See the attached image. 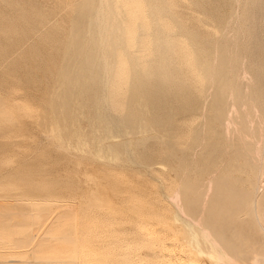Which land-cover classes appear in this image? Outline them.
Segmentation results:
<instances>
[{
    "label": "rangeland",
    "instance_id": "374dc122",
    "mask_svg": "<svg viewBox=\"0 0 264 264\" xmlns=\"http://www.w3.org/2000/svg\"><path fill=\"white\" fill-rule=\"evenodd\" d=\"M86 1L0 0V264H211L209 242L197 238L205 227L181 206L191 199L229 250L250 255L252 264H264V230L255 222L259 212L264 223V145L244 140L250 137L245 127L233 125L238 108L232 106L228 126L234 130L230 135L235 133L233 145L213 154L214 96H202L205 69L221 34L207 25L238 6L236 0H201L206 6L202 17L208 20L195 25L198 0H113L125 5L124 14L127 8L131 29L135 12L142 22L133 23L139 29L133 27L134 33L127 29L126 40L134 45L126 46V57L119 49L128 60L121 57L123 63L118 55L112 61V80L103 98L94 96L97 84L83 95L71 92L76 81H84L88 65L80 16ZM134 3L146 9H139L145 18L150 15L148 25ZM160 26L170 48L154 43ZM184 30L200 33L195 41L205 55L199 69L191 61ZM209 40L212 47H206ZM149 63L163 65L174 80L194 76L189 85L197 100L173 95L130 100L127 80L133 65L145 71ZM116 65L122 67L117 78ZM63 72L71 84L62 82ZM241 99L226 97L231 104ZM203 121L206 142L195 151L196 156L203 153L201 160L182 164V147L191 142L195 124ZM180 164L188 186L179 176ZM244 190L258 197V207L241 199ZM41 225L57 237L41 242Z\"/></svg>",
    "mask_w": 264,
    "mask_h": 264
},
{
    "label": "bare ground",
    "instance_id": "6f19581e",
    "mask_svg": "<svg viewBox=\"0 0 264 264\" xmlns=\"http://www.w3.org/2000/svg\"><path fill=\"white\" fill-rule=\"evenodd\" d=\"M200 1L201 0H198L195 2L197 4ZM235 2H237L238 6H234L233 4L231 9L228 10V14L225 13L224 17L221 18V14L219 13L220 17L218 16L215 17V22L213 24L208 23L209 26L207 25V28L212 26L215 30L221 31V34L216 39V42L213 41V43L215 42L213 44L214 46L213 48H215V51L213 54H211V58L209 59V66H207L205 69L207 71L205 75V82H204L206 88L202 95L206 97L214 96L211 118L215 122L214 125L216 128L217 136L216 138H214V142H212V145L214 146V150L212 152L213 154L216 153L223 145L224 146L233 145V142H234L233 134L235 133L233 132L230 135L229 132H232L234 130L229 128L231 124L230 125L228 124V122L231 120V116L233 115L232 106H237L238 108V109H235L237 110V113L235 112L236 117H237L236 120H233L232 118L233 125L234 126L239 125V126H242L243 128L245 127L247 129V134L250 137L244 140L251 146H256L257 143H261V142L263 143L262 145H264V139L262 140L263 138L262 136H264V19L259 20V17H261V12L264 11V0H248L246 10H245L246 15L244 12L241 13L243 11L244 0H236ZM165 3L167 4L168 2L165 1ZM134 4H135L134 7L138 5V3L137 5L136 3ZM143 4L144 3H142V6ZM139 5L138 7H140ZM124 7L125 5L121 6L118 4L117 5L114 4L113 0H87L84 4L80 6V16L84 22L83 25L85 29L84 31L85 33L83 34H85V37L87 38V42L83 46V51L85 49V51L88 52L87 62H86V64L88 65L84 71L85 72L83 75L85 78L84 81H81V82L79 81L80 85L78 86H77V83L79 84V82L76 81L75 87L71 89V92L74 90L75 92L77 91L78 94L83 95V93H86L87 91H89L90 88H91L90 92H92L93 90L92 86L94 84H97L98 87H100V89L99 88L95 89L94 96H102V98L103 96L104 97L107 96L105 92L108 90V85L110 81L112 80L111 79V74L113 73V69L111 68L112 61L116 59L118 55H120L119 54L120 52L122 55H123V52H125L124 55L126 57V54L128 53V49H126V46L129 43H131V42H128V40L130 39L126 40V38H129L127 36L128 35L127 29H130L132 31L133 27L136 26L135 27L136 31L139 30L137 29L138 28L137 23L140 20V18L136 17V15L139 14V12L137 14H135L136 13L135 12L134 13L135 15L132 14V16H134L133 18L136 19L134 20L136 23L133 20L132 21L134 24H137V25H133V23L131 22L130 23L132 25V29H131L128 26L129 24L126 22L128 11L126 8L125 14L127 15L125 16ZM203 7H206V6H202L199 3L196 6L194 10V14H193L195 19L193 20L192 25L208 20L206 17H202L204 13L206 14V9ZM224 8H226V5H224ZM139 9L144 10L145 8L140 7L138 8V10ZM133 10L136 11L134 8ZM143 10H139L141 11L140 16L145 15L144 11L146 9L144 11ZM141 13H143L144 15H142ZM156 14H157V11H156ZM149 16H147V18H145L144 16L143 17L144 21L145 19H148ZM130 18L131 17H128V20H131ZM148 20L150 21V19ZM149 23H152V22H149ZM76 27L78 28L79 25L77 24ZM159 29L160 31H158L157 34H154L153 36L154 43H162L163 46H168L170 48L172 46V43L160 36L164 31V27L160 26ZM132 32L134 33V31ZM129 34H131V32ZM199 34L200 33L188 32L186 30H184L182 34V36H184L185 38H188V41H190L189 43L193 51V53L191 54V61L195 60L197 62L198 69H199V65L201 64L202 58L205 55V52L202 50V47L198 46L195 41V38H199ZM144 41L142 42L144 43ZM210 42H211L210 40L208 42H205L206 47H208L209 45L210 47H212V44H210ZM131 44H129L130 46L128 45L129 49H131L130 47L134 45V43L132 45ZM78 45L79 43L77 40L74 46L76 47ZM105 48L107 49V54L103 55L104 53L103 50H105ZM119 49H122L123 52L120 51ZM123 56L120 55L119 61L121 62L123 61V58H124ZM121 57H123L122 60H121ZM124 59H127V58H124ZM119 61L117 60V62ZM121 62L119 63L121 64ZM123 63H126V62L123 61ZM148 65L149 66H147L148 68L145 71H142V69H140L138 65L137 66L135 64L133 65L131 75L128 77V80H127L130 83H129V89H128L126 96H130L129 98L130 100L132 99V96H165L166 97V96L173 95V96H195L196 97V95H194L195 93L193 92L194 91L193 87L189 85V80H194L195 79L194 76L189 75L187 77V75L183 74V75H179L177 80H174V78L170 77L167 74L166 68L163 65L154 66L150 63ZM97 66H99L98 67L99 76H98V81L96 83L95 68ZM124 68H126V66ZM129 68L131 69V67ZM120 69L122 70V67ZM120 69L117 66L118 71L116 70V72L114 73L116 75V78L118 75L117 73L121 71ZM66 74L63 72L61 78H62V82L68 85V84H71V82H70L69 76ZM247 76H250L251 79ZM246 77L250 79V81L252 80L253 83H251L252 81L246 82L247 81ZM119 78L121 77L119 76ZM115 80L116 79H114L113 81ZM174 83L176 84L174 85ZM247 84H251L250 86L252 90L250 92L246 91V87L248 86ZM232 95L242 96V99L240 100V102L231 104V102L226 100V97L227 96L232 97ZM187 99L188 98L185 97L186 101L184 102V104H186ZM101 100L99 99V101L102 103ZM196 100H197V97L195 98L194 101ZM190 103H193V102H190ZM202 115L204 114L202 113ZM143 125L144 124L142 123L141 127ZM204 136H205L204 121L200 122L199 124L196 123L195 128L193 130V134L191 136V142H189V144H186L185 146L182 147V155H181L182 164L184 162L185 164L188 163V165L192 166L191 164L198 163L201 160L200 157L202 156L203 153H200L199 156H196L195 151H199V149L204 147V143L206 142L205 141L206 138L205 139L203 138ZM127 140L129 141V139L126 138L124 142H126ZM179 169H180L179 176L181 177L184 185L188 186L189 181L187 182L186 177H185L186 171L185 170L182 171L181 164L179 166ZM262 172H264V170ZM257 191H258V187L256 186L254 189V194ZM254 194L252 195V190H244V192L241 195V199L252 202V204L256 207L259 203V199ZM181 206L184 208V212L186 214L190 215L191 217H196V222L200 226L205 227L204 231H202L201 229L203 233L201 234V236H197V238L199 239L200 242L204 240H207L209 242L210 246L207 247L208 249L207 252L211 258V264H252L248 260L251 258L250 255L246 253L240 254V253L235 252L234 250H229L223 244L222 238L220 237L218 232L213 229V225H212L213 222L209 220L206 214L201 213V212L199 213L198 204L196 202H194L191 199L189 203H187L186 205H181ZM255 222L259 223V225H261V229L264 230V223L261 222V217L259 215V212L256 215ZM42 225L38 228V232L40 233L39 235L41 236L44 234V236H42L43 240L41 242L43 241L45 242L44 239L49 240V237L50 238L57 237V236H54L55 234L53 233L52 230H49L48 227L43 229ZM20 240L22 239L20 238ZM28 240L32 241L33 239L31 238ZM25 242L28 243L29 241H24V243ZM219 246H220V249H216V250L212 249V247L219 248ZM44 261L46 262L48 260H44ZM41 262H43V260H41L39 263L40 264L44 263V262L43 263ZM69 262L74 263V261H69ZM66 263L68 262L66 261Z\"/></svg>",
    "mask_w": 264,
    "mask_h": 264
}]
</instances>
